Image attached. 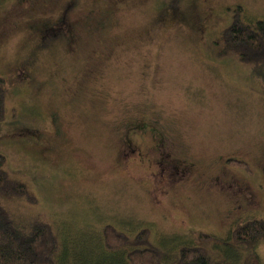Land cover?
<instances>
[{"label":"rangeland","instance_id":"rangeland-1","mask_svg":"<svg viewBox=\"0 0 264 264\" xmlns=\"http://www.w3.org/2000/svg\"><path fill=\"white\" fill-rule=\"evenodd\" d=\"M236 5L264 19V0H0V153L37 198L5 205L49 219L60 264H127L107 224L149 228L168 261L264 218V59L223 53ZM205 247L264 264V242Z\"/></svg>","mask_w":264,"mask_h":264},{"label":"trees","instance_id":"trees-1","mask_svg":"<svg viewBox=\"0 0 264 264\" xmlns=\"http://www.w3.org/2000/svg\"><path fill=\"white\" fill-rule=\"evenodd\" d=\"M232 10L230 23L220 33L223 53L235 55L243 63L262 62L264 19L245 18L240 5ZM6 91L5 79L0 76V120L5 113ZM230 162L247 168L243 161ZM5 163L0 153V264H60L61 243L49 219L37 214L22 220L6 207L5 203L12 199L35 204L37 198L25 182L9 173ZM149 235L147 227L132 236L111 224L102 229L104 247L109 251L125 250L119 256L127 264H234L227 257L213 256L205 246L211 243L220 248L226 244L254 251L264 242V218L253 216L237 221L226 240L198 231L196 242L181 244L168 261L160 249L150 244ZM258 263L254 252L245 259V264Z\"/></svg>","mask_w":264,"mask_h":264},{"label":"flooded vegetation","instance_id":"flooded-vegetation-1","mask_svg":"<svg viewBox=\"0 0 264 264\" xmlns=\"http://www.w3.org/2000/svg\"><path fill=\"white\" fill-rule=\"evenodd\" d=\"M140 132V133H146V134H151V136L155 137V136H159L161 137V134H159L158 132H156L155 130H153L151 127L149 128V126H147V124L143 123V122H137L134 123L133 126L131 127V132Z\"/></svg>","mask_w":264,"mask_h":264}]
</instances>
